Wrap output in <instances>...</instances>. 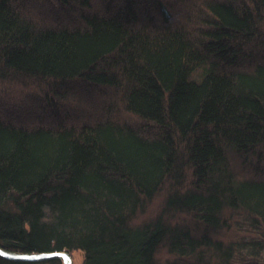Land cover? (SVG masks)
Segmentation results:
<instances>
[{
  "label": "trees",
  "instance_id": "obj_1",
  "mask_svg": "<svg viewBox=\"0 0 264 264\" xmlns=\"http://www.w3.org/2000/svg\"><path fill=\"white\" fill-rule=\"evenodd\" d=\"M29 1L0 0V247L264 264V166L235 164L264 155V0Z\"/></svg>",
  "mask_w": 264,
  "mask_h": 264
},
{
  "label": "rangeland",
  "instance_id": "obj_2",
  "mask_svg": "<svg viewBox=\"0 0 264 264\" xmlns=\"http://www.w3.org/2000/svg\"><path fill=\"white\" fill-rule=\"evenodd\" d=\"M65 3H66V1L65 0H63ZM102 1L103 2H105V3H107L108 1L110 2L111 0H98V8H100V6L102 5ZM170 3H172L173 5H174V7H176L178 4L180 5V3L182 4V5H184L183 6V8H187L188 10H190V13L193 11V9L196 7V6H198V0H168ZM42 2H44L43 4L47 7V8H51V7H53V6H55L56 7V5H57V7H59V6H64V7H66V8H69V9H71V11L73 12V13H75V14H72L71 15V18H72V20H76V18L78 19V17H79V14L81 13V11L82 10H84L83 8H80V6H78L77 4H74V7H69V5L68 4H70V3H66L65 5H63V4H61L60 2H59V0H30L29 1V4H31V6L33 5V6H36V5H38L37 3H40V4H42ZM114 2V1H113ZM144 2V4H146L147 2L149 3V0H142V3ZM94 3H96V0H94ZM92 4H93V1H92ZM72 5V4H71ZM173 7V8H174ZM193 7V8H192ZM177 8H180V7H177ZM72 9H75L74 11L72 10ZM148 10V9H147ZM185 10V9H184ZM145 11L146 10H142V11H140V14L142 15V16H145L144 15V13H145ZM150 11L153 13V11L151 10V9H149V11H148V13L146 14V16L148 17V16H150L151 14H150ZM139 12V11H138ZM182 12H184V11H182ZM56 14H59L60 12H55ZM71 13V12H70ZM69 13V14H70ZM60 14H62V13H60ZM63 15V14H62ZM43 99V98H42ZM24 101V103H22V105H24V106H26V107H30L31 105H32V99H31V96L28 94L27 95V97L23 100ZM95 104H97L96 102H95ZM42 106H45L46 104H45V101H42V104H41ZM59 109H60V107H58ZM70 107H68L67 109H69ZM66 108H63V109H61V110H59V111H57V112H53V111H51L50 109H47L48 110V112L49 113H61V112H64L63 110H65ZM31 112V110L30 109H28L27 110V114L26 115H28V118H26V119H24V117H21L17 112L16 113H14V114H16V115H13V116H15V117H17L18 119H20L21 121H23V122H26V121H28V122H30V121H35V117H30L29 116V113ZM61 117H64V116H62L61 115ZM69 118H73L74 116H73V113H71V114H69V116H68ZM235 164H236V168L239 170V173L240 174H242V175H246V172H248L249 173V176H253V174L251 173V170L254 168V167H256L259 171H260V169H261V167L262 166H264V155H262V157H261V159L260 160H257V159H254V158H252V159H248V161H245L244 163L243 162H241V161H239V160H237V161H235ZM251 173V174H250ZM254 177V176H253ZM70 255H71V257H72V264H82V262H83V252L82 251H80V250H75V251H72V252H70Z\"/></svg>",
  "mask_w": 264,
  "mask_h": 264
},
{
  "label": "water",
  "instance_id": "obj_3",
  "mask_svg": "<svg viewBox=\"0 0 264 264\" xmlns=\"http://www.w3.org/2000/svg\"><path fill=\"white\" fill-rule=\"evenodd\" d=\"M0 257L8 260H46L50 258H59L62 264H72V257L67 251H50V252H12L0 247Z\"/></svg>",
  "mask_w": 264,
  "mask_h": 264
}]
</instances>
